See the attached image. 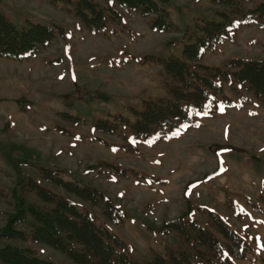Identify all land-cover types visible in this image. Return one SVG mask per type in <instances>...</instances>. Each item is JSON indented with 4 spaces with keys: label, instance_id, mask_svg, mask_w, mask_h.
Masks as SVG:
<instances>
[{
    "label": "rangeland",
    "instance_id": "rangeland-1",
    "mask_svg": "<svg viewBox=\"0 0 264 264\" xmlns=\"http://www.w3.org/2000/svg\"><path fill=\"white\" fill-rule=\"evenodd\" d=\"M161 4L175 28L153 29L148 16L114 5L123 22H108L102 33L84 26L60 0H0V11L15 28L26 20L63 28L30 58L0 57V227L14 214L21 183L33 179L123 238L137 260L165 248H186L175 231H163V222L181 216L209 225L203 211L208 208L250 245L234 263L264 264V106L249 91L241 87L237 92L224 83L234 105L199 111L187 127L149 141L131 138L122 124L145 101L168 96L160 67L140 58L178 56L182 33L198 18L214 17L219 7L210 0ZM231 57L264 60V29L240 24L234 39L206 51L200 63L220 66ZM96 120L113 122L114 131L94 130ZM127 140L132 149L126 151L122 146ZM113 165L124 172H115ZM40 166L98 191L125 217L114 222L103 213L102 201L90 205L47 183ZM21 195L24 205L41 203L29 190ZM1 240L28 245L58 264H78L43 242Z\"/></svg>",
    "mask_w": 264,
    "mask_h": 264
},
{
    "label": "trees",
    "instance_id": "trees-1",
    "mask_svg": "<svg viewBox=\"0 0 264 264\" xmlns=\"http://www.w3.org/2000/svg\"><path fill=\"white\" fill-rule=\"evenodd\" d=\"M60 1L91 31L105 33L108 22L121 24L122 15L116 7L148 16L149 26L153 29L166 31L175 28L169 10L161 4L166 0ZM247 1L210 0L219 5L213 10L214 17L198 18L191 29L182 33L184 43L178 56L159 58L148 55L140 58L160 67V78L168 96L145 101L141 109L133 110L131 121L124 119L122 124L128 127L131 138L145 141L153 134L156 137L174 134L181 123L188 126L198 110L234 105L231 97L224 93V83L237 92L244 87L264 106V60L231 57L220 66L200 63L206 51L234 39L240 24H256L264 29V0L253 6H248ZM57 33H63L61 26L29 20L24 26L15 28L0 11V57L16 61L30 58L42 51ZM119 62H126V59L120 58ZM71 119L78 121V117ZM114 127L113 122L105 120H96L92 125L94 130L106 133H112ZM124 143V150L132 149L128 142ZM112 167L119 173L125 170L116 165ZM38 170L41 179L90 205L102 201L103 213L115 222H121L125 217L123 210L106 197L100 198L98 191L81 185L78 180L64 179L60 170L47 166H40ZM24 190L32 192L41 203L24 205L25 198L21 195ZM262 200L264 203V196ZM14 207V214L0 227V240L14 238L26 243L43 242L78 264H235L233 259L243 258L250 248L237 230L209 209L203 210L210 218L209 225L194 220L184 221L181 216L163 222V231H175L186 248H165L164 252H155L149 259L137 260L128 254L123 238L103 223L95 222L90 213L79 210L72 201L58 196L33 179L21 183ZM24 214L30 220H25ZM0 264L58 263L38 256L28 245L2 242Z\"/></svg>",
    "mask_w": 264,
    "mask_h": 264
},
{
    "label": "snow or ice",
    "instance_id": "snow-or-ice-1",
    "mask_svg": "<svg viewBox=\"0 0 264 264\" xmlns=\"http://www.w3.org/2000/svg\"><path fill=\"white\" fill-rule=\"evenodd\" d=\"M221 111H223V108L221 107ZM204 114H206V113H204Z\"/></svg>",
    "mask_w": 264,
    "mask_h": 264
}]
</instances>
